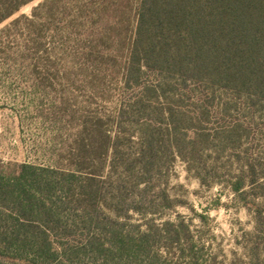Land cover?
Here are the masks:
<instances>
[{
    "label": "trees",
    "instance_id": "obj_1",
    "mask_svg": "<svg viewBox=\"0 0 264 264\" xmlns=\"http://www.w3.org/2000/svg\"><path fill=\"white\" fill-rule=\"evenodd\" d=\"M29 1L0 0V24ZM67 6L75 8L73 17ZM115 9L107 0H45L32 9V18L19 15L8 26L25 21L36 32L51 26L63 43L78 37L84 63L93 65L102 58L94 48L114 29L106 17ZM135 9L122 78L133 93L117 113L140 123L135 155H126L122 139L110 141L102 133L103 145L92 151L109 156L107 178L32 165H21L12 175L0 173V264H115L123 253L152 260L149 253L158 240L171 246L191 240L180 217L160 226L155 222L156 215L184 203L158 183L162 159L184 158L185 150L198 154L197 143L207 140L198 122L216 94L264 98V0H137ZM161 94L169 98L166 105ZM183 94L198 96L201 107L184 104ZM247 166L229 185L263 232V205L255 198L264 199V184L254 165ZM132 214L144 223L126 227L123 220Z\"/></svg>",
    "mask_w": 264,
    "mask_h": 264
},
{
    "label": "rangeland",
    "instance_id": "obj_2",
    "mask_svg": "<svg viewBox=\"0 0 264 264\" xmlns=\"http://www.w3.org/2000/svg\"><path fill=\"white\" fill-rule=\"evenodd\" d=\"M44 1L30 0L0 24V173L12 175L21 165H32L82 175L98 172L107 178L109 156L96 157L92 151L103 145L100 134L108 135L110 141L122 139L126 155H135L138 148L140 123L136 117L117 115L133 93L123 87L122 78L137 0H107L116 5L115 12L106 17L114 29L105 32L103 43L94 48L102 58L93 65L84 63L78 37L63 43L51 26L46 32H36L25 21L8 26L19 15L32 18V9ZM74 11L67 6L69 17ZM165 96L161 94V103L169 100ZM184 102L201 107L195 95L184 96ZM198 123L207 138L202 145L197 143L198 154L185 150L184 158L162 159L158 180L173 199L184 203L154 217L158 226L180 217L190 228L191 240L171 246L161 239L150 250L152 260L144 254L127 257L123 253L115 264H264V231L256 230L254 213L229 185L241 168L247 171L249 163L255 167L258 182L264 184V98L216 94ZM255 201L263 205L264 215L263 197ZM123 221L130 228L145 220L132 214Z\"/></svg>",
    "mask_w": 264,
    "mask_h": 264
}]
</instances>
